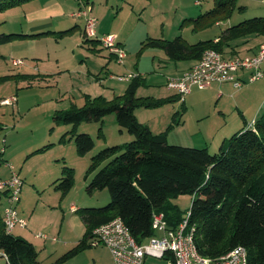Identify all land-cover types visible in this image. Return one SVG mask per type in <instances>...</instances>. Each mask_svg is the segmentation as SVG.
I'll use <instances>...</instances> for the list:
<instances>
[{
    "label": "rangeland",
    "instance_id": "obj_1",
    "mask_svg": "<svg viewBox=\"0 0 264 264\" xmlns=\"http://www.w3.org/2000/svg\"><path fill=\"white\" fill-rule=\"evenodd\" d=\"M46 1L33 0L0 10V34L22 31L21 27L26 25L24 12ZM59 1L69 10V14L73 15L79 9L78 0ZM81 1L87 2L86 6H93L91 15L96 18L97 26L101 25L100 27L110 31L106 35L115 33L120 36V41L126 47L123 48L126 51L124 62L132 70L127 73L122 71L123 64H119L116 59L109 67L105 58L97 57L91 46H86L81 39L85 28L84 18L78 19L72 15L65 21H55V26L40 32V36L0 44V102L15 99L13 105H0V181L9 178L14 172L23 182L16 210L19 217L26 221L27 227H17L11 235L20 236L32 243L38 252L40 264H56L57 260L73 247L65 248L64 244L69 239H74L83 229L81 217L75 210L69 211L71 205L78 208H99L109 203L110 197L106 189L93 194L86 191L85 176L90 158L106 147L125 144L132 139L126 131L120 132L114 114L105 116L101 123L82 122L75 126L55 121V114L72 107L81 108L88 99L93 100L100 95L107 100L123 95L119 94L120 89L115 83L119 84V77L129 73L136 74L133 69L137 55L141 58V71L145 73L143 80L153 78L155 74L163 75L165 67L156 64L160 55L166 56L165 52L144 47L143 42L147 38L173 40L181 36L188 43L194 44L213 39L224 29L241 21L264 17V0H230L224 20L217 21L218 25L216 21H211L215 24L201 29L199 26L196 29L194 21L198 16L212 10L215 0ZM260 39V36H248L233 41V44L239 46L238 53L244 55L249 47ZM153 57H156L154 64ZM13 60L20 61L21 64L14 65ZM108 71L113 73L112 78L115 79L114 84H111L114 86V93L110 90V83H106L110 75ZM169 78H165V82L159 78L158 85H145L142 82L138 93L148 95L158 92L171 97L175 92L166 86ZM259 83L244 85L239 90L244 91V94L239 97L247 104H257L264 99V89H256V84ZM123 85L126 86V83ZM196 89L205 90L195 87ZM201 94V101L189 108L187 116L184 108L179 106V114L187 122L177 130L173 128L176 121L172 123V128H169V122V125L163 124V118L172 106L161 104L155 107L140 106L137 109L145 110L147 113L144 115L149 116L148 119L151 118L150 112H156V123H159L157 127H163L164 132L170 133L169 144L207 148L210 153H215L223 140L216 144L217 138L221 136L215 133L214 128H211L210 136L207 134L208 141L203 139L205 128L209 129L203 127L204 124H209L208 122L214 119H201V115L217 114L220 105L229 112H236L239 117L237 110L233 109L234 99L238 96L234 99L224 98L220 102L215 92L204 91ZM172 114L173 112L171 116ZM239 120L243 126V119L239 117ZM251 120L250 117L247 121ZM232 129L233 132L226 136L225 140L239 128ZM72 133L88 134L92 137L94 148L86 156L77 154ZM204 143L208 146H202ZM64 166L72 169L74 178L73 186L66 194L55 191L51 186V183L61 176ZM191 201L190 195L170 199L172 204L178 206L182 215L187 213ZM4 206L5 197L0 195V211ZM37 234H43L47 239L36 238ZM103 249L102 245H91L60 264L109 262L110 259L106 257ZM1 254L0 252V264H5V258ZM95 256L100 258L96 263L93 262ZM144 264L170 263L165 259L148 257Z\"/></svg>",
    "mask_w": 264,
    "mask_h": 264
},
{
    "label": "trees",
    "instance_id": "obj_2",
    "mask_svg": "<svg viewBox=\"0 0 264 264\" xmlns=\"http://www.w3.org/2000/svg\"><path fill=\"white\" fill-rule=\"evenodd\" d=\"M29 1L33 0H0V10ZM229 4L230 0H215V7L194 21L196 29L224 20ZM40 35L0 34V44ZM248 36L264 38V17L247 19L224 29L217 42L208 39L190 44L177 36L173 40L147 38L143 46L163 50L174 62L198 61L208 49L231 58L238 55L239 47L233 41ZM141 84L139 77L134 78L121 96L111 100L97 96L88 99L81 108L72 107L54 116L55 121L75 126L82 122L101 123L105 116L114 114L120 132L126 131L132 137L130 142L106 147L90 158L86 191L93 194L106 189L110 200L103 207L75 210L85 225V233L56 264L89 248L93 230L117 217L138 244L158 236L152 229L154 213H162L167 229L175 230L185 215L170 199L182 195L192 196L187 211L188 228H194V242L200 255L216 259L241 246L246 250V264H264V114L252 126L244 125L223 141L215 153L207 148L169 144L164 133H153L136 119L134 112L140 106L155 107L170 98H139L136 92ZM71 137L79 156H86L94 148L88 134L72 133ZM73 180L72 169L64 166L51 186L66 194ZM0 252L5 264H40L32 243L5 231L2 211ZM164 259L173 263L170 253Z\"/></svg>",
    "mask_w": 264,
    "mask_h": 264
},
{
    "label": "built area",
    "instance_id": "obj_3",
    "mask_svg": "<svg viewBox=\"0 0 264 264\" xmlns=\"http://www.w3.org/2000/svg\"><path fill=\"white\" fill-rule=\"evenodd\" d=\"M79 9L72 16L84 18L85 37H95L96 18L88 14L86 3L79 0ZM100 45L109 50L119 64L124 63L126 51L116 42L114 35H105L98 39ZM14 65L21 64L13 60ZM240 72H246L247 82H254L264 78V42L252 55H236L225 58L219 52L205 50L201 58L180 77L169 78L167 88L176 93L179 100L183 101L193 88L207 89L212 85H220L231 82L235 88L242 87V80L237 79ZM138 74L129 73L119 77L120 81H129L137 78ZM14 98L5 99L0 105H13ZM253 123L250 125L252 126ZM22 180L19 175H12L0 181V195L5 197V206L2 209V219L5 231L11 233L15 228L25 229L27 223L17 213L16 206L20 201ZM189 212L175 230L167 229L162 213H154L152 216V229L158 236H153L143 244H138L130 234L120 218L95 228L90 245H102L106 247L114 264H144L145 259L153 257L164 259L167 253L173 256L170 264H246V250L239 246L216 259H210L200 255L194 242V228H188ZM36 238L46 239L43 234H37ZM55 240V239H54Z\"/></svg>",
    "mask_w": 264,
    "mask_h": 264
},
{
    "label": "crops",
    "instance_id": "obj_4",
    "mask_svg": "<svg viewBox=\"0 0 264 264\" xmlns=\"http://www.w3.org/2000/svg\"><path fill=\"white\" fill-rule=\"evenodd\" d=\"M79 6L80 5H78V8H79ZM86 7L88 10V14L90 16H93V15H91V13L94 10L93 6L91 5V6H86ZM71 15H72V13L69 14V10L66 9L65 5L63 3H61L59 0H47L45 3H42V4L40 3L36 6H32L24 12L26 25H25V27H21L22 31H19V33L29 35V34H38L40 32H44L46 29L53 28L55 26V21H65L66 19H70ZM84 25H85V20H84ZM100 26L101 25L97 26V24H96V26H95V37H91V38L84 36V28H83V31L81 34V39H82L83 43L86 44V46H88V45L91 46V50L95 53V55H97V57H100L101 59L105 58L107 61V64L110 67V64L112 65V63L114 62L113 60H115L114 56H112V54L109 52V50L103 48L100 45V43L96 42V40H98L102 36L109 34L108 32H110V31H107V29H104L103 27H100ZM111 34L115 36L116 42L119 43L125 49L126 48L125 44L120 41V36L115 34V33H111ZM218 38H219V35L213 37V39H210V40L217 42ZM262 42H264V38H261L253 46L249 47L248 51L246 53H244V55H252L253 53H255L258 49V46ZM238 55H241V54L238 53ZM241 56H243V55H241ZM159 57L160 58H159L156 65L157 66H164L166 74L165 73L163 75L155 74V76L153 78L151 77L149 79L143 80V78L145 77V73H142L143 71H141V58L139 55H137V61L135 62V67L133 70L136 71V74L138 73V77L142 80V82H144L145 85H148L149 83L158 85V84H160L159 78H161L162 82L163 81L165 82L167 77H170V78L180 77L183 73L188 71L196 63V60H180V61L174 62V61H170L167 56L164 57V56L160 55ZM226 58H230V57L226 56ZM101 59H100V61H101ZM154 61H156V57L152 58L153 64H154ZM123 67H124V69L122 71H124L126 73L128 71L132 70L131 68H129L125 64V62L123 63ZM108 72H110L109 73L110 75L108 73H106L107 75H109V78H108L109 80H107L106 83H108V82L110 83V87H111L110 90H112V92L114 93L115 89L113 88L114 86L112 87L111 84H114L115 79L112 78L113 73H111V71H108ZM247 76H248V74L246 72H240L237 75V79L242 80V82H243L242 87L244 85H246L247 83L260 82L259 84H256V87H257L256 89H258V88L264 89V78H261L259 80L254 81V82H247ZM129 82L130 81H120L119 84L115 83V85H117V88L120 89L121 93H119V94L125 93ZM99 83H102V82L99 81ZM124 83H126V86L123 85ZM157 85H155V86H157ZM241 88H235V86L231 82L223 83L220 85L215 84V85H212L211 87H209L205 90H197V89L195 90V88H193V90L187 96H185L184 100L181 101L178 99V97L175 93L171 97H166L167 95H163V94L158 93V92L149 93L148 95H143L141 93H138L139 89H140V87H139L137 92H136V96L139 98H147V99H151V100H164V99L170 98V100H168L166 103H164V105L168 106V107L172 106V108L170 107V110L168 112H166V115L164 118L162 116H160V118L164 119L163 120L164 125L168 124V122H169V124L170 123L172 124V123H174V121H176V126H174V127L172 126V127L175 128L174 130H177V129L184 127L186 125V122H187L186 119H182V115L179 114L180 107L182 106L184 108L185 115L187 116V113L189 112V108H191L195 104L197 105L198 101H201V99H202L201 93H204V91H207V93H210L211 91L213 93L215 92V94H217L216 96L218 97V100L220 102L224 98L225 99H227V98L234 99L235 96L237 95L238 97L236 99H234L235 108L233 106V109L237 110L239 117L243 119L244 125H246L248 127L259 116L264 114V99H261L257 104H253V105L247 104V103H245L244 100H242L239 97V96L244 94V91H239ZM234 92H236V93L234 94ZM100 96H102V95H100ZM118 96H121V95H118ZM218 110L219 111L217 114L213 113L212 115H209V114L208 115H201V119H208L210 117H213L214 120H210V122H208L209 124H206V125L204 124V126H203V127L209 128V129L205 128V131H204L205 134L203 135V139H205V141H208V138H209L208 136H210V130H211V128H214L215 133H219V135L221 136V137L217 138L216 144H218L220 142V140L225 141L226 136H228L229 134H231V132H233L234 129H232V128H235V130H237L239 128L238 129V131H239L244 127V125L242 126V124H240V120H239V117L236 115V112H232V111L229 112L228 110L222 108L220 105L218 107ZM172 112H173V114L171 116ZM145 113H147V112H145V110L143 111V109H137L136 108L135 109L136 119L140 123L149 127L151 131L158 132L156 134L164 133L166 135L167 142H169L168 140L170 139L169 138L170 133L164 132L163 127L162 128L160 127V129L157 127V125H159V123L158 122L156 123V118H157L156 112H150V116H151L150 119H148L149 116L148 117L145 116L146 115ZM185 115H184V117H185ZM248 116H250L252 118V120L250 122L247 121L248 118H250ZM237 119L239 122L237 121ZM157 130H161V131H157ZM203 130H204V128H203ZM207 134H208V136H207ZM203 139H202V141H203ZM222 142L220 143V145L222 144ZM202 146H208V145L206 143H204ZM76 209H78V207L71 205L69 208V211H74ZM84 233H85V225L83 223V229H81V231L78 233V235H76V237L74 239H72V240L69 239V241H67L63 247L68 248L69 246L76 245L79 242V240H81ZM54 239L55 238H53V240ZM103 250H104V253L106 254V257H108L110 259L109 262L107 261L103 264H114L109 250L106 247H104ZM99 259L97 256H95L93 258V262L96 263L97 260H99ZM144 263H145V261H144Z\"/></svg>",
    "mask_w": 264,
    "mask_h": 264
}]
</instances>
